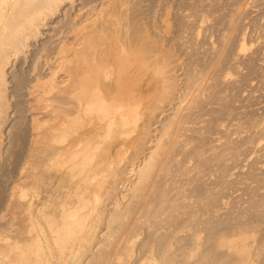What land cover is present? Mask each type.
Masks as SVG:
<instances>
[{"label": "bare ground", "instance_id": "1", "mask_svg": "<svg viewBox=\"0 0 264 264\" xmlns=\"http://www.w3.org/2000/svg\"><path fill=\"white\" fill-rule=\"evenodd\" d=\"M149 1L152 10L161 8V0ZM146 5L144 0H0V154L7 142H25L2 198L10 217L4 223L8 233L0 236V264H128L136 240L132 236L143 225L146 234L138 240V250L152 253L150 264H176L181 252L172 249L177 252L182 245V264H246L242 254L230 250L226 237L233 229H212L224 224L223 218L217 220L215 214V225H208L212 207L223 202L218 198L223 185L219 178L221 191L216 193L217 187L203 180L206 174L222 177L228 171L225 161L235 160L238 146L214 135L220 150L212 145L205 155L200 148L218 120L210 119V105L223 99L212 90L225 80L219 63L232 62L244 49V41L236 51L230 45L242 5L222 17L225 32L209 46L208 56L186 55L183 65L148 33L145 16L140 18ZM162 10L170 12L169 6ZM33 44L29 62L22 66ZM21 56L18 69H10ZM260 123L257 130L264 134V119ZM15 127L17 133L10 135ZM251 137L243 140L245 145L253 143ZM257 205L252 215L261 220L264 208ZM251 221L241 218L237 224ZM160 227L165 231L158 233ZM184 230L187 234H179ZM199 230L210 245L203 251L200 247L201 255L193 261ZM224 246L228 254L217 257L216 250Z\"/></svg>", "mask_w": 264, "mask_h": 264}, {"label": "rangeland", "instance_id": "2", "mask_svg": "<svg viewBox=\"0 0 264 264\" xmlns=\"http://www.w3.org/2000/svg\"><path fill=\"white\" fill-rule=\"evenodd\" d=\"M78 1V0H77ZM80 1V0H79ZM135 1V0H132ZM149 1V0H148ZM147 0H144V5L143 6V10L144 12L142 14H140V18L141 16L144 17V21L146 23V25L148 26L147 29L150 30L148 33L150 34L151 37L156 36V42L157 45L160 44V46L162 48H164V50L168 51L169 53L172 54L173 58L177 59V61H179L182 65L185 63L184 60L186 61L187 58L189 56H194L196 55L197 57H202L205 58L208 56V48L211 44H217L216 40H218L217 38H219V36L225 32L224 29V25L221 24L222 21V17H225L228 15V13H230L232 11V9L234 10L236 6L242 5V9L239 13L240 16H238V24L237 25V29L236 32L234 31V33L232 34L235 36L233 38V40H231V48H233V51L237 50V44L240 43L241 41L245 42L244 45V49L242 51L239 52V56L238 58H236L235 60H233L232 62L228 60H224V65L223 62L219 63V70L220 72L224 75L225 73V77H227V79L224 77V81L220 82L219 80L215 83L214 87L212 88V90H214V92L223 98L221 99V103L224 102L223 105V110L224 111H220V107L222 108L221 103L217 104L220 105L219 106H215V104H211L210 108H212V113L210 115V119H215V121L217 122V124L215 125V127H213L212 129V133L210 136L206 133V137H204L205 141L204 144L203 141H201L202 145L200 144V148L201 146H204V148L202 147L201 149L204 150L205 155H209V151L206 150V148L210 147L213 145V147H215L216 150H220V146L217 147L218 145V141L219 140H223L224 139L230 141L231 139V144L234 146H238V153L237 156L233 159H227V161H225L226 163V171L228 169L226 173V175L224 176V174L222 175V177H218L215 176L214 174H206L203 176V180L206 182L207 185L212 186V189H214L215 187H217L215 190V192L217 193L218 191L223 190V192H218V196H224V198L218 197L220 199V201H223L220 203V205L212 207V210L210 211L213 212L210 215V219L215 217L216 214V219L218 220V217H222L224 220V224H226V226L224 224H218L216 226L211 225V227H213L212 229H216V228H224L226 229L227 226H229V228H232L233 231L232 233L229 232L226 239L227 241H229L231 243V248L230 250L233 252L232 254L235 253H239L242 254V256H244V261L246 264H264L263 260H264V218L260 220L259 217H254L253 211L255 209L254 204L257 203L258 208L262 207L264 208L263 204H264V134H262L261 132H259V125L262 123H260V121L264 119V0H174L176 2H174L173 0H164L165 4L163 0H161V4L159 7H161L160 9H158V6L156 9L152 10L151 7L153 6L152 1H149L148 3ZM180 3H179V2ZM183 1V2H182ZM202 1V2H201ZM242 3H241V2ZM159 2V3H160ZM168 2V3H167ZM173 4H172V3ZM187 2V3H186ZM224 2V3H223ZM152 3V4H150ZM167 3V4H166ZM181 7L183 8L184 5V11L186 9L185 12H180V9L177 10L178 14L176 13V9L177 7ZM185 4L187 6H185ZM195 6H193V5ZM211 4V5H210ZM75 5L76 2H75ZM151 5V6H150ZM169 6V10H170V14L167 13L165 14L164 11L162 9V6ZM177 6L176 8L173 7ZM179 5V6H178ZM198 5V6H197ZM211 7H210V6ZM150 6V7H149ZM192 8H191V7ZM206 6V7H205ZM147 9L145 12V8ZM173 7V8H172ZM189 7V8H188ZM198 7V8H197ZM172 8V9H171ZM195 8V9H194ZM210 8V9H209ZM151 14H150V12ZM174 9V10H173ZM191 9V10H190ZM206 9V10H205ZM228 9V10H227ZM158 10L160 12H158ZM204 12H203V11ZM219 10V11H218ZM148 11V13H147ZM177 14H175L174 13ZM194 11V12H193ZM207 11V12H206ZM154 12V14H153ZM157 12V13H156ZM189 12V13H187ZM200 12V13H199ZM147 13V14H145ZM173 13V14H172ZM180 13V15H179ZM181 13H185L187 14L185 17L183 16V14ZM193 15H192V14ZM203 13V14H202ZM206 13V15H205ZM227 13V14H226ZM144 14V15H143ZM158 14V16H157ZM162 14V15H160ZM164 14V15H163ZM151 15V16H150ZM172 16V21H171V16ZM175 15V16H173ZM179 15V16H178ZM199 15V16H198ZM205 15V16H204ZM218 15V16H217ZM154 16V17H153ZM157 16V17H155ZM160 16V18H159ZM167 16V18H166ZM196 16V17H195ZM149 17H153V18H149ZM187 17V18H186ZM176 18L177 21H174V19ZM181 18V19H179ZM197 18V19H196ZM221 18V20H220ZM56 19V18H54ZM161 21L158 22V20ZM164 19V20H163ZM167 19V21H166ZM187 19V20H186ZM192 19V20H191ZM217 19V20H216ZM240 19V20H239ZM141 20H143V18H141ZM146 20V21H145ZM148 20V21H147ZM150 20V21H149ZM153 20V21H152ZM186 20V21H185ZM190 20V21H188ZM204 20V21H203ZM184 21V22H183ZM197 21V23H196ZM149 22V23H148ZM151 22V23H150ZM154 22V23H153ZM160 23V24H156V23ZM182 22V23H181ZM188 22V23H186ZM192 22V23H190ZM167 23V24H166ZM220 23V24H219ZM155 24V26H157V29L155 26L152 25ZM177 24V25H176ZM179 24L181 25V27L179 26ZM190 24V25H189ZM194 26H193V25ZM216 24V25H215ZM151 25V27H150ZM160 25V26H159ZM189 25V26H188ZM210 25V26H209ZM243 25V26H242ZM134 25H132L131 27H133ZM186 26V27H185ZM192 26V28L190 27ZM196 26V28H194ZM153 27V28H152ZM163 28V29H159ZM168 27V28H167ZM180 27V28H179ZM185 27V28H184ZM190 27V28H189ZM173 28V29H172ZM179 28V29H178ZM242 28V29H241ZM156 29V30H155ZM182 31H179L181 30ZM185 29V32H184ZM191 29V30H190ZM158 30V31H157ZM161 30V31H160ZM151 31L153 32L151 35ZM163 31V32H162ZM190 31V32H189ZM204 31V32H203ZM162 35L161 37L157 35ZM161 32V33H160ZM166 32V33H165ZM174 32V34H173ZM178 34V35H177ZM180 34V35H179ZM237 34V35H236ZM172 35V36H171ZM177 35V36H176ZM192 35V36H191ZM202 35V36H201ZM166 38H165V37ZM170 39L173 37L174 39H167V37ZM157 37H160L157 39ZM177 37V38H176ZM179 37V38H178ZM187 39H186V38ZM192 37V38H190ZM181 38V39H180ZM183 38V39H182ZM188 38H190V42L188 40ZM203 40H202V39ZM207 38V40L205 39ZM178 39L176 42L175 40ZM232 39V38H231ZM165 40V41H164ZM173 40V41H172ZM185 42H182V41ZM199 40V41H198ZM206 40V41H205ZM214 40V42H213ZM163 41V42H162ZM168 41L169 46L167 45L168 43L166 42ZM237 41V42H236ZM181 42V43H180ZM190 44H189V43ZM198 42V43H197ZM234 42V43H233ZM34 43V42H33ZM37 44V42H35ZM175 43V46H172V44ZM180 43V44H178ZM184 43V44H182ZM163 44V45H162ZM166 44V45H165ZM171 44V45H170ZM178 44V45H176ZM213 44V45H214ZM236 46H235V45ZM174 45V44H173ZM181 45V46H179ZM193 45V47H192ZM203 45V46H202ZM172 46V47H171ZM179 46V47H178ZM190 46V47H189ZM168 47V48H167ZM170 47V48H169ZM186 47V48H185ZM189 47V48H188ZM32 48V49H31ZM34 48V44L30 47V51H28L26 54L28 57H26V60L24 62V64H22V66H26V64L29 62L30 59V55L31 52L33 51ZM173 48V49H171ZM206 48V49H205ZM171 49V50H168ZM188 49V50H187ZM196 49V50H195ZM174 50V51H173ZM194 51V52H193ZM197 53H196V52ZM176 52V53H175ZM181 52V53H180ZM185 52V53H184ZM189 52V54L187 53ZM205 52H207V56L205 54ZM30 53V54H29ZM174 53V54H173ZM204 53V54H203ZM178 55V57L176 58ZM183 54V55H182ZM180 55V56H179ZM189 55V56H186ZM186 56V57H185ZM201 57V58H202ZM253 58V59H252ZM20 60V62H19ZM237 60V61H236ZM241 60V61H240ZM245 60V61H244ZM254 61V62H253ZM22 62V56L20 59L17 60L16 64L14 66L9 67L10 69L14 67L15 69H18V67L20 66L19 64H21ZM228 63V65H227ZM230 63V64H229ZM250 63V64H249ZM222 64V65H221ZM226 64V65H225ZM223 66L224 68H222L221 66ZM252 65V66H251ZM237 67V68H236ZM250 67V68H248ZM254 67V68H253ZM222 68V69H221ZM9 69V70H10ZM251 69V70H250ZM222 70L224 72H222ZM235 71V72H234ZM256 71V72H255ZM249 72V73H248ZM251 72V73H250ZM257 73V74H256ZM243 74V75H242ZM248 74V75H247ZM247 76V77H245ZM243 77V78H242ZM248 78V79H247ZM223 79V78H222ZM241 79V80H240ZM246 80V81H245ZM239 83H238V82ZM243 81V83L241 82ZM249 81V82H248ZM219 83V86H217ZM221 83V84H220ZM241 83V84H240ZM181 84V83H180ZM230 84V86H229ZM233 84V85H232ZM243 84V85H242ZM249 84V85H248ZM222 85V87H221ZM223 85L227 88L224 89ZM216 86V88H215ZM9 88H11L9 86ZM230 88V89H229ZM244 88V89H243ZM222 89V90H221ZM216 90V91H215ZM224 90V91H223ZM232 90V91H231ZM237 90V91H235ZM219 91V92H218ZM223 91V92H222ZM239 92V93H238ZM236 94V95H234ZM224 95V96H223ZM232 95V96H231ZM235 101V103L233 101ZM223 101V102H222ZM227 102V103H226ZM225 105V106H224ZM215 106V107H214ZM216 108H219L218 110H216ZM225 108V109H224ZM218 112H216V111ZM215 111V112H214ZM225 112V113H224ZM220 113V114H219ZM252 113V114H251ZM218 115H220L221 117L224 118H219ZM255 114V115H254ZM240 115V116H239ZM246 115V116H245ZM215 116H217V118H215ZM230 116L232 118H230ZM243 116V117H242ZM248 116V117H247ZM253 116V118H252ZM214 117V118H212ZM223 119V120H222ZM17 120V121H16ZM18 120H20V118H15V122H18ZM253 120V121H252ZM12 121V120H11ZM14 121V120H13ZM243 122V123H242ZM219 123V124H218ZM259 123V124H258ZM16 125H19L18 123H15ZM221 124H222V128H221ZM258 125V126H257ZM218 128H217V127ZM18 128L15 127L12 129V132L10 133V135L13 134V132L15 133V131ZM215 129V130H214ZM220 129V130H219ZM14 130V131H13ZM214 130V131H213ZM219 130V132H218ZM218 132V133H217ZM223 132V133H222ZM251 132V133H250ZM254 132V133H253ZM17 133V131H16ZM218 134V135H217ZM216 137H215V136ZM245 135V136H244ZM207 136H209V139ZM213 136V137H212ZM222 136V138H221ZM224 136V137H223ZM248 136H252L251 138L253 139V143H247L246 145L244 144V139H246V137ZM218 137L219 140H214ZM256 140H255V139ZM207 139V140H206ZM233 139V140H232ZM212 142H210V141ZM244 140V141H243ZM259 143L257 144H261L260 146L255 144V141H257ZM7 139L5 138L2 142H3V146H5L6 148V144H8V148L5 149L6 151H3L0 154V236H4V234H7L8 231L4 229V223L7 221L8 216L10 217V215H8L9 213L6 212L7 210L4 209V206L2 203V200L7 196L8 192H9V186L12 183V175L17 171V166H18V162L20 161V158L18 157V155H21V152L24 150V146H25V142H16L15 144L12 143H6ZM207 141V142H206ZM234 141V142H233ZM209 142V145H208ZM216 142V144H215ZM240 142H241V146H240ZM261 142V143H260ZM6 143V144H5ZM212 143V144H211ZM23 144V145H22ZM243 144V145H242ZM255 144V145H254ZM206 145H208L206 147ZM14 146V147H11ZM21 146V148H20ZM244 146V147H243ZM254 146V147H253ZM263 147V148H261ZM253 150H252V149ZM259 148V149H258ZM19 149L21 150L20 153ZM9 150V151H8ZM206 150V151H205ZM251 150V151H250ZM255 150V151H254ZM16 151V152H15ZM246 151V152H245ZM7 152V154H6ZM12 154H11V153ZM208 152V153H207ZM241 152H245L244 155ZM258 152V153H257ZM9 153V154H8ZM207 153V154H206ZM16 154V155H15ZM18 154V155H17ZM247 154V155H245ZM8 156V157H7ZM243 157V158H242ZM9 158V159H8ZM262 158V159H261ZM17 159V160H16ZM256 159V160H255ZM261 159V160H260ZM19 160V161H18ZM16 161V162H15ZM229 161V163H228ZM240 161V162H239ZM255 161V162H254ZM258 161V162H257ZM232 162V163H231ZM261 162V163H260ZM241 163V164H239ZM15 164V165H14ZM228 164V165H227ZM231 165V166H230ZM237 165V166H236ZM256 165V166H255ZM16 167V168H15ZM228 167V168H227ZM6 168V169H5ZM15 168V169H14ZM232 169V170H231ZM248 169V170H247ZM253 170V172H252ZM6 171V172H5ZM251 171V172H250ZM229 172V173H228ZM17 173V172H16ZM236 173V174H234ZM12 174V175H11ZM230 174V175H229ZM256 174V175H255ZM246 175V176H245ZM11 176V178H10ZM208 176V177H207ZM225 178V180L222 179ZM229 176V177H228ZM248 176V177H247ZM257 176V177H256ZM214 177V178H213ZM250 177V178H249ZM257 179H256V178ZM14 178V177H13ZM220 178V179H219ZM232 180H231V179ZM249 178V179H247ZM208 179V182H207ZM217 179V180H215ZM221 180V183L224 187H221V185H219L217 183V181ZM4 180V181H3ZM228 180V181H227ZM252 180V181H251ZM261 180V181H259ZM249 181V182H248ZM11 182V183H10ZM215 182L217 183L216 186ZM255 182V183H254ZM4 183V184H3ZM231 183V184H230ZM256 184V185H255ZM260 184V185H259ZM9 185V186H8ZM219 185V186H218ZM249 185V186H248ZM2 186V188H1ZM258 186V187H257ZM254 187V188H253ZM237 188V189H236ZM245 188V189H244ZM248 188V189H247ZM252 188V190H251ZM261 188V189H260ZM4 189V190H3ZM7 189V190H6ZM221 189V190H220ZM213 190V191H214ZM244 190V192H243ZM250 190V191H249ZM225 191V192H224ZM227 191V192H226ZM252 191V192H251ZM256 191V192H255ZM243 192V193H242ZM247 192V193H246ZM259 192V193H258ZM220 193H222L220 195ZM249 193V194H248ZM224 194V195H223ZM261 194V195H260ZM4 195V196H3ZM6 195V196H5ZM242 195V196H241ZM251 195L253 197V201L251 198ZM257 195V196H255ZM260 195V196H259ZM240 196V197H239ZM255 196V197H254ZM4 197V198H3ZM229 197V198H228ZM3 198V199H2ZM248 198V199H247ZM251 198V200H250ZM222 199V200H221ZM226 199V200H225ZM256 201H255V200ZM229 200V201H228ZM235 200V201H234ZM240 200V201H239ZM251 202H250V201ZM261 200V201H260ZM239 201V202H238ZM258 201V202H257ZM236 202V203H235ZM253 202V203H252ZM224 203V204H223ZM248 203V204H247ZM251 203V204H250ZM262 203V204H261ZM234 205V206H233ZM243 205V206H242ZM250 205V207H249ZM253 205V206H252ZM220 206V207H219ZM248 207V208H247ZM254 207V208H252ZM218 208V210H217ZM251 208V210H250ZM213 209H215L213 211ZM243 209V210H242ZM245 209V210H244ZM253 209V210H252ZM232 210V212H231ZM242 210V211H241ZM217 211L220 213L219 216L217 215ZM236 211V213H235ZM238 211V212H237ZM250 211V212H249ZM235 215H234V213ZM245 212V213H244ZM248 212V213H247ZM8 213V214H7ZM231 213V214H230ZM233 213V214H232ZM4 214V216H3ZM242 214V215H241ZM245 214V215H244ZM248 214V215H247ZM234 215V217H233ZM240 215V216H239ZM252 215V216H251ZM224 216V217H223ZM229 216V217H227ZM231 216H232V221H231ZM236 216V218H235ZM243 216V217H242ZM7 217V218H6ZM250 217V218H248ZM6 218V219H5ZM230 218V220H229ZM235 218V219H234ZM240 218V219H239ZM241 218L243 220V222L247 221L248 222L250 220H252L250 223H248L247 225H238L241 222ZM253 218V219H252ZM257 218H259L257 220ZM229 221H228V220ZM237 219H239L240 221H238ZM256 219V220H255ZM6 220V221H5ZM209 221L208 225H210V223L212 222L215 225V219L213 221ZM237 220V221H236ZM236 221V222H235ZM259 221V222H257ZM3 222V223H2ZM229 224H228V223ZM235 222V223H234ZM241 222V223H243ZM211 223V224H212ZM238 223V224H237ZM3 224V225H2ZM20 226L22 225V223L18 222L17 225ZM231 224V226H230ZM251 224V225H250ZM2 225V226H1ZM220 225V226H219ZM146 225H143L141 228L137 229V235L136 239L134 240L132 243V247L133 250L131 252L132 255L129 256V260H128V264H150L153 263L150 260L152 253L145 251V252H140L138 250V240L140 238H142V236H144L146 234V227H144ZM237 226V228H236ZM3 227V228H2ZM200 227V225H199ZM216 227V228H215ZM244 227V228H243ZM160 227L159 230H157L158 233H161L162 231H165V228ZM235 228V229H234ZM236 230V231H235ZM145 231V232H144ZM184 231H179V234H187L188 232L191 231V229ZM238 231V233H237ZM243 231H245V233H243ZM140 232V233H139ZM144 232V234H143ZM199 232H202V234L199 235ZM235 232V233H234ZM205 232L202 230L198 231V235L201 236L200 237V241L197 243L198 247H194V250L196 248H198V250L196 249L195 251L197 253H194V257L192 256V260L195 261L200 257V253L205 249V247H209L208 243H210V241L205 240V236H204ZM203 235V236H202ZM230 235V236H229ZM203 237V238H202ZM204 240V243H202ZM247 240V241H246ZM256 240V241H255ZM206 245L205 244L206 242ZM0 242L2 243V241L0 240ZM201 245H200V244ZM200 245V246H199ZM203 245V246H202ZM185 246V245H184ZM182 246L177 247V252H176V248L172 249V252L174 254L179 253L184 250ZM197 246V245H196ZM205 246V247H204ZM248 246V247H247ZM200 247L202 248L200 250ZM182 248V249H181ZM206 248V249H207ZM263 248V249H262ZM205 249V250H206ZM229 249V248H228ZM242 249V250H241ZM262 249V250H261ZM137 250V251H136ZM179 250V251H178ZM229 250V251H230ZM136 253H135V252ZM175 251V252H174ZM200 251V252H199ZM222 253H221V252ZM153 252V251H152ZM260 254H259V253ZM263 252V253H262ZM145 253V254H144ZM181 253L175 255V263H181L180 262V258H181ZM216 255L217 257H220L222 255H226L228 254V250L226 249V247H218V250H216ZM220 253V254H219ZM224 253V254H223ZM143 254V255H142ZM148 254V256H147ZM196 254V255H195ZM199 254V256H198ZM257 254V255H256ZM259 254V255H258ZM220 255V256H219ZM256 255V256H255ZM150 256V257H149ZM123 257V256H122ZM177 257V258H176ZM180 257V258H179ZM196 257V258H195ZM254 257V258H252ZM148 258H150L148 260ZM191 258V257H190ZM179 259V260H178ZM148 260V261H147ZM253 261V262H252ZM261 261V263H260ZM182 264V263H181Z\"/></svg>", "mask_w": 264, "mask_h": 264}]
</instances>
